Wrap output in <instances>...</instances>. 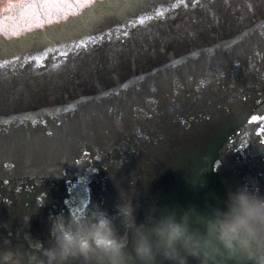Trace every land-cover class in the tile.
<instances>
[{"label": "water", "instance_id": "95a60500", "mask_svg": "<svg viewBox=\"0 0 264 264\" xmlns=\"http://www.w3.org/2000/svg\"><path fill=\"white\" fill-rule=\"evenodd\" d=\"M18 6L4 37L82 11L0 42V248L97 209L124 235V193L137 223L205 215L249 179L264 193V0Z\"/></svg>", "mask_w": 264, "mask_h": 264}, {"label": "clouds", "instance_id": "9594fccd", "mask_svg": "<svg viewBox=\"0 0 264 264\" xmlns=\"http://www.w3.org/2000/svg\"><path fill=\"white\" fill-rule=\"evenodd\" d=\"M253 183L230 188L205 215L165 211L144 223H137L132 193H124V235L99 209L87 218H55L48 247L0 248V264H264V193Z\"/></svg>", "mask_w": 264, "mask_h": 264}, {"label": "flooded vegetation", "instance_id": "af4514ba", "mask_svg": "<svg viewBox=\"0 0 264 264\" xmlns=\"http://www.w3.org/2000/svg\"><path fill=\"white\" fill-rule=\"evenodd\" d=\"M22 0H0V19H2L4 16H7L11 13V11L14 9V6H17L16 8H18V4H20ZM97 1V0H96ZM61 10V7L59 8V11ZM82 9L79 11L81 12ZM78 11H76L75 13H69L67 15H62L61 17L59 16L58 20H53V22H46L38 27L35 28H28L26 29V31L23 32V34H18V36H15V33L11 34L9 37H4L1 33H0V42L3 41V39H7V40H12V38L14 37H21L27 33H31L34 31H38V30H42V28L49 26V25H55V24H59L61 23V21L65 20L68 17H74L79 13ZM56 15V14H55ZM54 16V15H53Z\"/></svg>", "mask_w": 264, "mask_h": 264}, {"label": "snow or ice", "instance_id": "6c2138e0", "mask_svg": "<svg viewBox=\"0 0 264 264\" xmlns=\"http://www.w3.org/2000/svg\"><path fill=\"white\" fill-rule=\"evenodd\" d=\"M172 7H177V6H179V4H173V5H171ZM157 15H162V13L161 12H157ZM136 22L137 23H140V24H143L144 23V19H141V18H137V20H136ZM129 23H132V21H129ZM117 31H119V28H117ZM124 35H128V33H124ZM103 39V35H101L100 37H99V40H102ZM88 42H90V43H97L98 42V39H97V37H89L88 38ZM78 46H80V47H86L87 46V44H86V42L85 41H81V42H79V45ZM66 55V54H65ZM33 59H40V58H33ZM173 63H177L176 61H174ZM4 65L3 64H0V67H3ZM201 83H204L203 81H201ZM69 107H71V106H69Z\"/></svg>", "mask_w": 264, "mask_h": 264}]
</instances>
